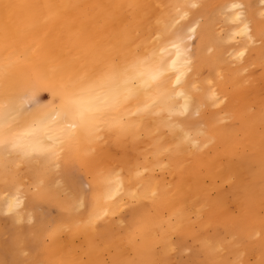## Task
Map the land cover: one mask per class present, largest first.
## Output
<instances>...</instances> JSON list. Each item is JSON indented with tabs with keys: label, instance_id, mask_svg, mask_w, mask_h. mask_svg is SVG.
I'll list each match as a JSON object with an SVG mask.
<instances>
[{
	"label": "bare ground",
	"instance_id": "obj_1",
	"mask_svg": "<svg viewBox=\"0 0 264 264\" xmlns=\"http://www.w3.org/2000/svg\"><path fill=\"white\" fill-rule=\"evenodd\" d=\"M247 1L0 0V104L17 109V134L34 125L35 109L24 111L23 101L35 82L67 87L103 62L125 64L135 57L148 61L141 69L145 74L162 73L147 83L108 85L105 91L123 94L128 87L133 95L107 111L108 123L99 131L77 128L68 138L60 131L67 121L37 131L32 142L38 148L59 139L55 159L43 151L25 156L0 146L1 164L13 170L16 160L22 166L13 179L17 191L2 195L5 212L11 198L19 195L22 201L10 212L17 252L23 254L12 257V264L264 262V90L251 89L253 73H243L259 64L264 78V20L255 19ZM213 2L221 3L222 18L234 24L229 40L242 37L226 54L207 19ZM4 4L15 6L7 17ZM240 51L245 54L238 58ZM12 153L13 161L7 157ZM75 165L90 176L87 195L67 176H56L54 168ZM110 180L119 182V191ZM28 185H40L55 201L35 191L24 195L20 188ZM44 206L68 214L60 221L39 218ZM125 208L130 214L122 225L115 215ZM98 211L108 214L90 226ZM34 219L22 230L21 222ZM58 222L65 230L47 246L38 244L35 236L46 234L44 226ZM189 241L196 247L187 254ZM0 251L2 264L10 244L0 243Z\"/></svg>",
	"mask_w": 264,
	"mask_h": 264
},
{
	"label": "snow or ice",
	"instance_id": "obj_2",
	"mask_svg": "<svg viewBox=\"0 0 264 264\" xmlns=\"http://www.w3.org/2000/svg\"><path fill=\"white\" fill-rule=\"evenodd\" d=\"M15 7L14 5L4 4L3 8L5 16L9 14V10ZM240 5H232V8H241ZM236 19H240V13L236 15ZM247 34L248 28L245 25L243 29ZM244 51L237 53V57H243ZM148 63L146 59L135 57L131 62L120 64L116 61L103 62L90 75L85 78L74 81L70 86H48L42 82H35L32 84L28 96L23 101L27 108L24 111L31 112L35 109L34 125L24 134H17L14 131L16 108L9 105L7 102L0 104V146L10 147L11 149H20L23 155L30 156L32 152L43 151L47 152L51 158L58 157L56 152V142L48 147H37L32 141L35 139V133L41 129L47 128L49 123L59 121L64 123V127L60 129L61 133L68 138H73L77 128H82L89 131H99L100 128L107 124V111L116 110L119 106L130 99L133 95L131 88L125 87L122 94L119 90L106 87L110 84L119 81L127 86L131 82L139 79L147 83L150 80H156L162 73L159 70L145 74L141 71L142 67ZM179 79V77L177 78ZM41 91L49 92V98L46 102H42L39 97ZM145 108H139L137 111L142 112ZM52 139V137H49ZM110 184H115V191H119L118 181H109ZM115 192H113V195ZM35 195L38 198L48 199L49 202H54L55 197L49 196L40 185L35 188ZM135 199V194H132ZM111 198V197H109ZM19 195L7 201V210L9 212L19 208L21 204ZM107 211L96 212L90 216L88 224L94 225L96 220L101 219L107 215ZM66 225L63 222L46 225L42 229L45 235L37 234L35 240L38 244H44L49 240L55 238L60 232L65 230ZM206 247L211 248L208 241L203 242ZM219 250V249H216ZM33 264H43L40 261H34ZM216 264H225L224 261H218ZM231 264H244V261L237 258L231 261ZM264 264V262H262Z\"/></svg>",
	"mask_w": 264,
	"mask_h": 264
},
{
	"label": "rangeland",
	"instance_id": "obj_3",
	"mask_svg": "<svg viewBox=\"0 0 264 264\" xmlns=\"http://www.w3.org/2000/svg\"><path fill=\"white\" fill-rule=\"evenodd\" d=\"M259 1L260 0H250L249 3H248V1L245 3H248L250 8H252V10H254L252 12L254 13L255 19H257L258 21H262V20H264V4L261 1H260L261 2L260 3ZM258 3L260 5H257ZM209 10L210 11L208 13L207 19L210 20L212 28H213V30L211 32L212 36H213L214 40L224 48V51L226 54V50L230 49L233 45H237V44L241 43L242 37H240V35L237 34L239 37L236 35L235 40L233 39V42H231V40H229L230 38L226 36V34L228 36L231 35L230 32L232 33L234 24L232 22L224 20V18H222L223 13H220V12H222L221 11L222 10L221 3L213 2L211 5V8ZM256 11L258 13H260V11H261V13L258 14ZM256 13L259 15V17ZM20 23H23V22H20ZM219 24L221 26H219ZM222 24H224V25H222ZM219 27H220V30H218ZM237 38L239 40H237ZM192 41H195V38ZM260 44H261V42L258 41L255 43V46H259ZM194 45H195V42H194ZM228 61L231 63L230 66L235 67V65H234L235 60L234 59L232 60V58L231 59L229 58ZM250 72L253 73V78L255 80L254 83L250 86V88L251 89H262V90H264V82L262 83L259 80L260 76L263 78V75L261 74L263 72L262 67L259 64H255V65H252L247 70L245 69L243 73L245 75H248ZM203 74L204 75L207 74L206 69L203 71ZM39 97L41 98L42 102H46L47 99L49 98V95L46 92H43V93L41 92L39 94ZM229 122L232 123L237 128H239V126H240L239 121L236 119H232ZM99 142L101 143V145H103V146H101L103 148L104 143L102 144V140H99ZM105 145H106V143H105ZM117 151L120 153L119 150H117ZM117 151H115L116 155L119 156L120 154ZM258 155L259 154L257 152H255L253 156H258ZM14 156H15V154L12 153V154H9L7 157L10 160L12 159V161H13ZM12 164L15 166V168H13V170H8V168L6 166H4L3 164L0 163V243L10 244V246H11L10 252H4L6 259L2 260V264H12V263L16 262V260L12 261V257H14V256L16 257L17 255H23L22 253L17 252V244L15 243V239H14V231L16 229V223L13 220L10 212L3 211L4 205H3V201H2V195H5V194L11 193V192H16L18 187H19V186L17 187V185L13 181V179L15 177V172L19 171L22 166H20L16 162V160L14 162H12ZM72 166H73V164H72ZM54 169H57V170H55L57 177H58V173L64 177L67 176L71 181H73L80 188V190L82 191L83 194H86V195L88 194L86 192L90 191L89 190L90 185L88 183V181L90 180V176H89V174H85L82 170L79 173V169H78L77 165H75L72 168L67 167L66 171L64 169H62V167H58V168H54ZM73 169H75L74 170L75 172L72 171ZM62 173H65V174L63 175ZM71 173H73V174L71 175ZM158 174L161 178H168V174H165L164 172H158ZM60 176L58 178H60ZM30 182H31V180H29V179L26 180V183H30ZM225 188L227 189L228 186L225 185ZM20 190L22 192L24 190H26L27 194L31 191H35V189L32 187V185H28L26 187H21ZM3 191H6V192L3 193ZM23 194H24V192H23ZM131 205H132L131 208L138 206V205H136V202H135V205H134V203H131ZM128 208H125V210L123 209L125 211V213L122 210L121 211L122 214H120L121 212H119L117 215H115L116 219H119V218L123 219L122 225H124L126 223V221L129 219L130 210ZM126 209H128L129 211ZM126 211H128L129 213L127 214ZM67 214H68V212L61 210L59 208H56L54 206H46V207L44 206V208L42 207V209H41V207L39 208V214H37V215L39 218L46 216V218H48L50 220L59 219V221H60L63 219L64 216H67ZM34 222H35V219L34 220H25V221L21 222L19 225L22 227V230H26ZM121 227L122 226H120V225L118 226V228H121ZM48 243H49V241L42 244V246H47ZM187 245L189 246V248L186 249L185 253L190 254L192 251L195 250L196 246L191 241H189ZM0 252H2V251H0ZM187 254L183 253L184 256H186ZM198 257L200 258V254H198ZM22 258H23V256L21 258L19 257L18 259L20 260ZM106 260L109 261L108 258H106ZM22 261H23V259H22ZM250 263H252V262H250Z\"/></svg>",
	"mask_w": 264,
	"mask_h": 264
}]
</instances>
